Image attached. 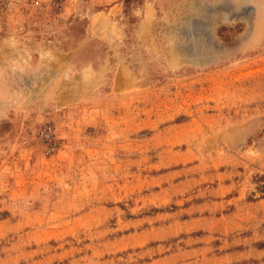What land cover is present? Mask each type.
<instances>
[{
    "label": "rangeland",
    "instance_id": "374dc122",
    "mask_svg": "<svg viewBox=\"0 0 264 264\" xmlns=\"http://www.w3.org/2000/svg\"><path fill=\"white\" fill-rule=\"evenodd\" d=\"M34 43L103 61L60 135ZM0 264H264V0H0Z\"/></svg>",
    "mask_w": 264,
    "mask_h": 264
},
{
    "label": "crops",
    "instance_id": "0c3cea01",
    "mask_svg": "<svg viewBox=\"0 0 264 264\" xmlns=\"http://www.w3.org/2000/svg\"><path fill=\"white\" fill-rule=\"evenodd\" d=\"M33 52L29 55L31 66L37 71L38 76L33 80H28L29 85H33L36 91L44 93L42 108L35 107V114L40 120H51L56 126L57 134L60 135L65 129H60V125L66 124V116L77 105L83 102H96L98 95L99 82L104 76L103 61L93 65L74 64V56L71 58L67 50L59 53L48 54V45L42 46L41 43H34ZM54 57V58H51ZM57 69L58 80L54 83L51 80ZM68 70V71H67ZM56 74V73H55ZM39 77V78H38ZM25 81V82H26ZM26 82V83H27ZM39 89V90H38ZM96 103H99L98 101ZM98 108L97 104L91 105L89 109ZM61 137H64L62 135Z\"/></svg>",
    "mask_w": 264,
    "mask_h": 264
},
{
    "label": "built area",
    "instance_id": "2783aa9c",
    "mask_svg": "<svg viewBox=\"0 0 264 264\" xmlns=\"http://www.w3.org/2000/svg\"><path fill=\"white\" fill-rule=\"evenodd\" d=\"M38 138L42 143L47 145L49 151H53L55 149L56 141L51 126L45 125L43 128H41V130L38 132Z\"/></svg>",
    "mask_w": 264,
    "mask_h": 264
}]
</instances>
